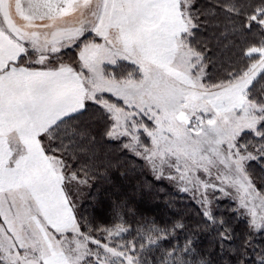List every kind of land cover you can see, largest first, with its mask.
Returning <instances> with one entry per match:
<instances>
[{"label":"snow or ice","instance_id":"snow-or-ice-1","mask_svg":"<svg viewBox=\"0 0 264 264\" xmlns=\"http://www.w3.org/2000/svg\"><path fill=\"white\" fill-rule=\"evenodd\" d=\"M209 32L229 53L217 82ZM96 117L158 178L199 193L209 223L224 224L208 191L234 190L237 213L264 233V191L248 172L264 162V0H0V264H210L190 239L152 256L166 228L139 243L113 242L123 223L103 243L83 230L70 189L87 180L69 161L95 155Z\"/></svg>","mask_w":264,"mask_h":264},{"label":"trees","instance_id":"trees-1","mask_svg":"<svg viewBox=\"0 0 264 264\" xmlns=\"http://www.w3.org/2000/svg\"><path fill=\"white\" fill-rule=\"evenodd\" d=\"M206 2L204 7L219 5L222 0ZM249 39L255 43L259 37L253 35ZM203 40L214 51L220 45V41L212 39L210 32L203 34ZM231 55L234 57L236 53ZM215 57L219 74L224 78L226 72L222 63L228 60L229 53L225 47H221L215 51ZM92 123L93 134L99 143L95 155L69 161L71 166H87L88 197L80 206L77 205L78 217L82 219L84 216L85 231L95 238L101 236L104 239L103 229L123 223L128 232L113 242L124 239L125 242L135 240L139 243L146 227L166 228L169 231L166 239L159 244L160 252L153 247L152 256L157 259L164 250L179 249L190 239L196 252L202 254L210 264H261L264 260V233L250 228L247 218L237 213L233 201L219 199L212 212L217 220L224 222L223 226L209 223L196 199L173 184L154 177L137 156L121 146V142L105 138L104 122L98 117L93 118ZM256 142L254 138L253 143ZM253 163L264 181V162ZM177 224L184 227L174 228ZM225 229L231 234L229 241H222L220 233Z\"/></svg>","mask_w":264,"mask_h":264},{"label":"rangeland","instance_id":"rangeland-1","mask_svg":"<svg viewBox=\"0 0 264 264\" xmlns=\"http://www.w3.org/2000/svg\"><path fill=\"white\" fill-rule=\"evenodd\" d=\"M217 2H219V1H217ZM217 2L214 1V3H217ZM197 3H198V5L201 8H203L207 4L206 0H197ZM201 39L203 40V35H202ZM77 54H78V49H75V48L69 49L63 55V61L65 63L76 64L77 63ZM213 60L215 62H217V58L215 56L213 57ZM121 63L124 65V68L121 71H125V72H127V71H133L134 66L130 65L128 62H121ZM219 72H220V69H219V67L217 65H216L215 68H213L211 64L209 65V75L212 78L211 82H217V81L223 79L220 76ZM89 103H91V102H89ZM142 139H144V138L142 137ZM243 140L250 141L252 144H254L253 143L254 137L251 136V135H245L243 137ZM112 141L115 142V140H112ZM116 142H120V141H116ZM124 142L126 143L127 140H125ZM121 146H122V143H121ZM132 153L135 156H137L144 163L143 165L145 166V168H147V170H149V172L154 177H156L157 179L166 181L168 183H171L178 190H180V186H179L178 182L168 178V175H169L168 172L165 173V175H164L163 178H158L157 174L152 170L151 165L142 156H138L134 152H132ZM85 167H87V166L84 165V164L77 165V167H76V166H71V164L69 163V168H70L71 171L76 172L80 178L87 180V178L85 176L86 175L88 176V171H87V168H85ZM248 172H249V175L252 177L253 182L255 183L257 189L258 190H261V191H264V181H263V178L259 175V172L255 168V165H254L253 162H250L249 163V165H248ZM89 173L91 174V172H89ZM172 175H175V173H172ZM87 182H88V180H87ZM89 189L90 188H89V184L88 183H86V184H78V185L77 184H74L73 187L70 189V191L72 193L71 199L75 202L76 210H77V205L80 206L81 205V202H83L88 197V191H89ZM187 194L191 195L194 198L193 193L189 192ZM208 198L211 200V210H212V212L217 207V205H216L217 201L219 199H223V198L224 199H228L230 201H233L235 203L236 208L238 207V199L236 198V193L234 192V190H229V195H224L223 193H221L219 191L209 190L208 191ZM194 199H196V201L199 202V193H196L195 194V198ZM77 216H78V210H77ZM83 218H84V216H82V219ZM246 218L249 221V218L248 217H246ZM78 219H81V218L78 217ZM85 229L86 228H85V225H84V229L83 230H85ZM103 236H104V239L105 240L104 239H101L100 238L101 236H96V238L95 237L94 238L95 239H99L103 243V242H105L107 240L106 233H104ZM119 242L120 243H124L125 240L124 239H121ZM90 246L95 247L94 245H90Z\"/></svg>","mask_w":264,"mask_h":264}]
</instances>
